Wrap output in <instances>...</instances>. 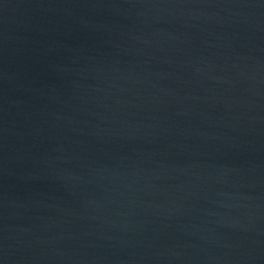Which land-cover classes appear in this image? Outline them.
<instances>
[{
    "label": "water",
    "instance_id": "water-1",
    "mask_svg": "<svg viewBox=\"0 0 264 264\" xmlns=\"http://www.w3.org/2000/svg\"><path fill=\"white\" fill-rule=\"evenodd\" d=\"M0 264H264V0H0Z\"/></svg>",
    "mask_w": 264,
    "mask_h": 264
}]
</instances>
